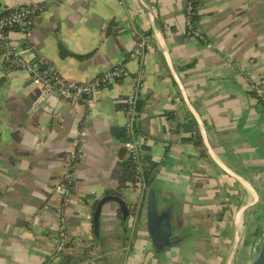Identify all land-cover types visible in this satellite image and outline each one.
I'll list each match as a JSON object with an SVG mask.
<instances>
[{"label": "crops", "instance_id": "obj_1", "mask_svg": "<svg viewBox=\"0 0 264 264\" xmlns=\"http://www.w3.org/2000/svg\"><path fill=\"white\" fill-rule=\"evenodd\" d=\"M139 1L156 16L168 58L204 123L214 157L257 190L261 207L241 217L249 222L234 261L248 263L264 238V228L258 231L264 220V106L257 95L261 90L264 97V0H201L196 29L203 40L186 34L185 0ZM29 4L43 6L30 36L17 29L10 33L24 57L43 55L74 81H88L119 64L129 74L89 101L70 105L42 100V87L26 73L8 70L0 57V264L53 263L62 202L55 187L65 178L80 128L86 136L63 207L71 237L65 253L75 264L87 263L83 251L107 256L112 264H226L236 229L232 217L252 194L208 155L138 0H0V14ZM140 38L146 42L139 91L142 157L161 199L181 208V232L192 233L164 253H156L149 238L136 185L121 190L125 201L134 203L130 229L122 227L110 201L93 233L95 206L117 187L127 165L124 112L140 66L129 54ZM197 133L201 145L194 143Z\"/></svg>", "mask_w": 264, "mask_h": 264}, {"label": "built area", "instance_id": "obj_2", "mask_svg": "<svg viewBox=\"0 0 264 264\" xmlns=\"http://www.w3.org/2000/svg\"><path fill=\"white\" fill-rule=\"evenodd\" d=\"M42 9V5L29 4L21 7H12L7 9L3 14H0V57L3 59V64L8 70L26 73L33 83L40 85L45 91L70 105L89 101V99L104 86L129 74L125 66L119 64L103 70L88 81H74L63 77L43 55H31L28 58L24 57L22 49L11 42L10 33L17 29L27 39L32 32L35 17ZM191 14V6L187 4L185 6L186 34L203 40L204 37L193 27ZM26 39L25 46L23 47L25 49L29 46ZM145 51V40L143 38L136 40L129 56L132 59L140 61V66L133 76L135 87L127 96L124 112V130L129 137L128 142L125 144L124 151L136 175V188L141 198L147 190L145 183V171L147 168L142 157L143 140L139 131L138 121L140 111L137 107L139 102V91L143 86L142 61L145 57ZM257 95L263 100L264 97L261 90H257ZM85 136L86 130L80 128L74 139L75 148L69 153L68 168L65 173L66 179L59 182L55 187L62 202L61 207L58 209V228L52 259H55L56 255H58L61 250L63 251L71 241V237L68 235L65 228L67 217L63 207L70 200L75 179L73 167L76 161L81 157V147Z\"/></svg>", "mask_w": 264, "mask_h": 264}, {"label": "water", "instance_id": "obj_3", "mask_svg": "<svg viewBox=\"0 0 264 264\" xmlns=\"http://www.w3.org/2000/svg\"><path fill=\"white\" fill-rule=\"evenodd\" d=\"M139 5L146 11L148 16L150 17L153 23V32L155 33V37L159 43L162 55L165 59L167 67L170 70V73L179 88V91L182 95L183 101L188 108L189 113L192 115L194 120L197 123L199 130L202 133L203 141L205 149L208 155L213 159V161L231 178L235 179L238 183H240L247 192H250L253 196V203L252 205H247L246 201L235 211L232 221L241 218L246 213H253L260 209V199L255 187L246 179L242 178L241 176L237 175L235 172L230 171L229 169L225 168L221 165L217 159L213 155V150L210 145V142L207 137V132L204 127V123L201 120L199 114L191 104L189 97L185 93V89L181 83L180 78L178 77L177 73L174 71L173 66L168 58L167 47L165 45V41L159 25L157 23L156 16L151 8H149L146 4L142 1L138 0ZM42 100L49 101L50 98L57 99L53 94L48 93L42 88ZM47 103V102H46ZM262 140L264 141V135L262 136ZM161 195L159 191L155 189L153 185L148 186L146 192H144L142 200L144 199L145 202V209H146V219H147V231L148 235L151 239L153 247L156 253L164 252L170 245L176 243L177 241H181L184 237H188V235L182 234V222H181V208L179 206H175L173 202H167L166 199H161ZM139 200V197H138ZM114 202L117 206V210L121 212V223L122 227L126 230L130 229V220H131V210L127 205L124 198L115 196V195H105L101 197L94 209L93 214V226L95 230V234L97 235V230L99 227V219L101 215L102 207L108 202ZM138 203H136L137 206ZM247 221H242V227L246 225ZM240 233H238L235 229L232 234V247L229 254V258L226 264H234L236 259L238 247H239V240H240ZM184 236V237H183ZM61 259L59 258L57 261L53 262L52 264H59ZM247 264H264V238L262 239L261 243L258 246V249L248 261Z\"/></svg>", "mask_w": 264, "mask_h": 264}, {"label": "trees", "instance_id": "obj_4", "mask_svg": "<svg viewBox=\"0 0 264 264\" xmlns=\"http://www.w3.org/2000/svg\"><path fill=\"white\" fill-rule=\"evenodd\" d=\"M200 2L201 0H185L184 1V6H186L187 4H189L191 6V21L193 23V27L196 28V21L197 19L199 18V14L197 12V9L200 5ZM60 54L62 56L66 55L67 52L60 48ZM259 102H261L264 106V101L261 99V98H258ZM138 110L140 111L141 108H142V103L141 101L138 102ZM194 143L196 145H201L202 144V141H201V138L199 136V134H195V139H194ZM151 170L150 169H146L145 171V183H146V186H150L151 185ZM66 179V178H64ZM63 179V180H64ZM136 182H137V179H136V175L133 171V168H132V164L130 163L129 160H127V165L125 167V169L123 170L122 174L120 175L119 179H118V185L115 189H112V190H107L105 191V194L106 195H115V196H119V197H122V194H121V190L126 188L129 184L130 185H136ZM127 205L130 206V205H133L134 203H131L129 201H126ZM134 210V208H133ZM118 213V216L121 218V212L120 211H117ZM93 233L94 235L96 236L95 234V231L93 230ZM68 246V244H67ZM61 263L60 264H75L74 262L71 261V257L69 254L67 253H63L62 254V260L60 261ZM44 264H48L47 262H45Z\"/></svg>", "mask_w": 264, "mask_h": 264}, {"label": "rangeland", "instance_id": "obj_5", "mask_svg": "<svg viewBox=\"0 0 264 264\" xmlns=\"http://www.w3.org/2000/svg\"><path fill=\"white\" fill-rule=\"evenodd\" d=\"M258 224H259L258 231H260V229L264 228V220L259 222ZM257 242H259V241H257ZM256 250H257V245L252 250V256L254 255L253 253L256 252ZM83 253H85L84 262H87L85 264H112V260H110L109 258H106L107 256H105V258L101 259L100 257H97L96 255H89V254H87V252H84V251H83ZM83 253H81V256H83ZM81 256H79V254H78L76 256V259H78ZM249 256H251V255H249ZM246 263L247 262H245V264Z\"/></svg>", "mask_w": 264, "mask_h": 264}, {"label": "flooded vegetation", "instance_id": "obj_6", "mask_svg": "<svg viewBox=\"0 0 264 264\" xmlns=\"http://www.w3.org/2000/svg\"><path fill=\"white\" fill-rule=\"evenodd\" d=\"M254 213H256V211H254L253 214H254ZM250 214H251V213H249V215H250ZM250 216H251V215H250ZM246 221H247V223H248V222H249V219H247ZM247 223H246V225H247ZM246 225H245V226H246ZM245 226H244V227H245ZM241 227H242V225H241ZM244 227H242V229H243ZM241 231H242V230H241ZM181 233H182V234H185V235L190 234L189 236L192 235L191 232H188V233H187V232H183V231H182ZM240 234H241V232H240ZM189 236H188V237H189ZM183 237H184V236H183ZM188 237H184L183 239H181V241L185 240V239L188 238ZM149 238H150V237H149ZM150 240H151V239H150ZM178 242H179V241H177L176 243H178ZM176 243L170 245V246H169L164 252L168 251V249H170L171 247H173ZM152 245H153V244H152ZM66 249H67V247H66L65 249H63V251L61 250V251L58 253V255H56L55 259H52V260H51V262H55V261H57L59 258L62 260V254L65 253ZM164 252H161V253H164ZM72 260H73V259L71 258V261H72ZM74 261H75V260H73L72 262H74ZM47 263L49 264V261H48ZM60 263H61V262H60ZM60 263H59V264H60ZM74 263H76V261H75Z\"/></svg>", "mask_w": 264, "mask_h": 264}, {"label": "bare ground", "instance_id": "obj_7", "mask_svg": "<svg viewBox=\"0 0 264 264\" xmlns=\"http://www.w3.org/2000/svg\"><path fill=\"white\" fill-rule=\"evenodd\" d=\"M252 203H253V196L250 198V200H249L246 204H247V205H252ZM241 224H242V218H238V219H236V229H235V230H236L238 233H240L241 230H242Z\"/></svg>", "mask_w": 264, "mask_h": 264}]
</instances>
